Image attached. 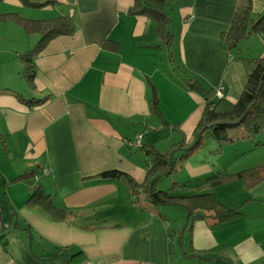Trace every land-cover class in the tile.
Here are the masks:
<instances>
[{
  "label": "crops",
  "instance_id": "obj_1",
  "mask_svg": "<svg viewBox=\"0 0 264 264\" xmlns=\"http://www.w3.org/2000/svg\"><path fill=\"white\" fill-rule=\"evenodd\" d=\"M46 1L0 0V14L66 16L74 25L32 57L29 85L21 57L40 34L0 17V264H264V173L252 185L238 179L209 189L219 199L218 188L245 187V202L226 206L239 214L221 222L207 211L189 219L183 204L156 206L142 189L136 197L124 180L100 176L118 171L140 183L151 165L144 146L164 152L194 141L205 102L188 79L212 88L213 100L223 85L219 105L236 103L253 58L227 50L222 35L245 0H163L172 31L166 44L149 17L133 13L135 0ZM250 12L264 16V0H251ZM263 135L246 138L235 127L217 150L207 133L187 158L174 155L179 180L162 190L159 178L156 189L192 194L181 186L258 166L211 163L202 147L212 143L213 157L243 164L249 143L264 149ZM33 188L61 213L29 203Z\"/></svg>",
  "mask_w": 264,
  "mask_h": 264
},
{
  "label": "trees",
  "instance_id": "obj_2",
  "mask_svg": "<svg viewBox=\"0 0 264 264\" xmlns=\"http://www.w3.org/2000/svg\"><path fill=\"white\" fill-rule=\"evenodd\" d=\"M20 1L24 4H32L28 0ZM46 2L51 3L53 1ZM250 4L251 0H245L244 8L235 10L229 29L222 35L223 46L227 50L234 49L241 39L248 37L250 34H259L264 40V16H258L257 19L252 18ZM133 13L144 14L149 17L155 24L157 34L169 42L168 38L171 36L169 32L170 18L165 10L163 0H135ZM0 17L2 19L10 17L27 33L40 34V41L37 47L21 57V62L24 65L21 74L29 85L32 83L33 78V70L30 65L32 57L51 38L59 34L70 33L74 28L71 19L66 16L46 20H29L14 14H0ZM186 82L190 90L199 94L205 102L201 117L193 131L194 141L190 144L178 143V145H174L164 152L157 151L153 145L144 146L145 154L151 160V165L140 183H136L127 174L118 171L103 172L100 176L124 180L132 187L133 194L136 197H138L139 189H142L147 199L156 206L183 204L187 208V218L189 219L202 218L206 214L205 211H207L214 215L218 222L230 220L236 214L238 215L239 212L235 211V209H229L217 201L209 192V189L224 182L238 179L245 180L248 185H252L261 180V173H264V163L235 173L218 172L197 181L198 184L196 185L181 186L184 190L197 191L192 194L177 193L176 185H173L168 191H161L156 189V183L159 178L176 171L174 152H183L181 157L187 158L196 148L203 145L202 139L205 133H209L217 143L218 150L221 143L231 141V138L227 136L229 129L242 127L246 138L251 139L263 132L264 55L251 60L245 88L234 105L221 106L219 105L221 99L213 100L212 88L206 89L198 81L192 79H188ZM155 106L156 99L154 100L153 108ZM28 202L41 206L52 217H56L58 212L61 213V211H57L51 206L48 196L37 190V188L31 189Z\"/></svg>",
  "mask_w": 264,
  "mask_h": 264
},
{
  "label": "rangeland",
  "instance_id": "obj_3",
  "mask_svg": "<svg viewBox=\"0 0 264 264\" xmlns=\"http://www.w3.org/2000/svg\"><path fill=\"white\" fill-rule=\"evenodd\" d=\"M243 2V1H242ZM251 17L254 19L258 18V14H251ZM15 23V22H14ZM171 24V22H170ZM169 32L172 34L171 28L169 27ZM248 36V35H247ZM162 41L166 44L167 42H165L166 40L162 39ZM163 44V47L165 48V53L167 54V50H166V45ZM264 44V40L262 38L261 35L258 34H250V36L241 39L237 46L233 49L238 51V55L243 58V59H250V58H257L260 57L261 54L259 55V51L260 48L262 47L261 45ZM237 48V49H236ZM171 51L172 47H171ZM173 58L175 59V56L173 55ZM172 59V57H171ZM172 59V61L174 60ZM252 60V59H251ZM251 60H249L251 62ZM264 137V135L262 136ZM209 136H207V133H205L204 137L202 140L206 141L209 140ZM259 139V137L257 138V140ZM263 139V138H262ZM261 141L264 143V140ZM158 140V139H157ZM251 142V141H250ZM254 143H256L255 141H253ZM157 144H159L160 148L165 149L168 145H163V141H157ZM249 143V141H247L246 143H242L239 146H237L236 148V155L242 156L241 151L243 150V148L245 147V145H247ZM253 143V144H254ZM248 144L247 149H246V157L244 158V161H246L245 163H241V161H236L234 158L231 160V157H221V158H215L213 157L214 155H217L218 152H216L215 149H213V144H204V146L202 147V151H205V157H206V161H210L211 163H213L214 161H218V162H222V163H226L227 165L232 162V165H229V167H234V166H241V168L244 167H249V166H253L256 164H261V162L264 161V149L262 151H260V148H256L255 144ZM178 149V148H177ZM176 149V150H177ZM211 149H213V151H211ZM257 149V150H254ZM251 150V152H249ZM254 151V153H253ZM178 152L180 151H175L174 155L177 156ZM231 152V151H230ZM249 152V153H248ZM227 153V151H226ZM229 153V151H228ZM248 153V154H247ZM250 153H253V155H249ZM235 155V158H236ZM184 173V171L182 172V174ZM180 176L178 174V171L173 173L170 176H163L162 178H160L159 180V184L157 183V188H161L162 190H167L169 188V186H171L170 184L174 181V180H179ZM242 185V184H241ZM222 186V185H219ZM227 186L218 188L219 190H215L216 192L219 193V199H217L213 194L212 196H214V198L219 201L220 203L224 204L225 206H230L231 208H233V205H238L241 202H245L243 194H245V187L241 186L236 188L234 191L230 192L228 190H226ZM2 190V189H1ZM176 209H179L181 211V207L177 206ZM1 225V224H0Z\"/></svg>",
  "mask_w": 264,
  "mask_h": 264
},
{
  "label": "built area",
  "instance_id": "obj_4",
  "mask_svg": "<svg viewBox=\"0 0 264 264\" xmlns=\"http://www.w3.org/2000/svg\"><path fill=\"white\" fill-rule=\"evenodd\" d=\"M215 93H216V96L218 98H223L224 97V86L223 85H218L216 88H215ZM141 139L142 137L139 136L138 139H136V141L133 142V144L135 145H140L141 144ZM44 171H47V169H45Z\"/></svg>",
  "mask_w": 264,
  "mask_h": 264
}]
</instances>
